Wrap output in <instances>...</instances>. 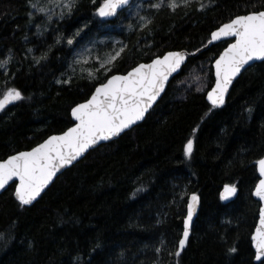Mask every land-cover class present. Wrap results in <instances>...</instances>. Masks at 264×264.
<instances>
[{"label":"trees","instance_id":"16d2710c","mask_svg":"<svg viewBox=\"0 0 264 264\" xmlns=\"http://www.w3.org/2000/svg\"><path fill=\"white\" fill-rule=\"evenodd\" d=\"M103 3L82 0L70 18L52 21L35 36L29 1L0 0V98L10 88L24 97L0 111V159L65 131L74 123L71 109L112 74L169 50L194 53L222 24L264 9V0L150 7L143 13L150 23L112 30L124 49L96 78L75 75L66 82L69 29L84 24L92 34L125 14L102 19ZM229 43L189 55L141 124L91 150L32 206L14 197L15 184L5 190L0 264H260L251 238L261 206L253 191L264 157V61L240 76L223 107H213L206 99L215 82L213 63ZM227 184L239 189L230 203L221 198ZM191 193L201 196V209L177 257Z\"/></svg>","mask_w":264,"mask_h":264},{"label":"snow or ice","instance_id":"6c2138e0","mask_svg":"<svg viewBox=\"0 0 264 264\" xmlns=\"http://www.w3.org/2000/svg\"><path fill=\"white\" fill-rule=\"evenodd\" d=\"M73 3L74 0H67L64 7L71 12ZM127 3L128 0H104L98 14L101 17L115 16L117 10ZM31 6L36 7L35 4ZM153 7L159 9L161 4L157 3ZM171 7H177L175 0ZM39 10L46 11L43 8ZM146 23H150V20H146ZM221 36L236 37V42L215 62V87L207 93V99L213 107L224 104L233 79L245 65L257 59L264 61V11L236 16L212 33L213 40L220 39ZM68 43L73 41L69 40ZM119 54L102 62L101 67L112 63ZM184 59L179 52H169L151 63L139 64L127 75H112L95 88L90 99L72 109L71 115L79 121L75 127H70L62 135L51 136L31 151L20 152L0 162V189H4L9 181L18 179L16 197L22 205L31 204L61 168L72 164L100 141L117 137L143 120L148 109L165 91L170 74L179 68ZM22 99L24 97L18 89H8L3 98H0V111L8 104ZM193 149L194 141L190 139L185 148V154L189 158ZM258 164L260 174L264 176V159L259 160ZM224 193V199H228L230 195H235L236 188L226 186ZM255 194L264 200V179L260 180ZM191 199L193 203L189 205L183 238L179 240L178 250L174 253L177 257L188 242L195 204L199 197L194 194ZM251 239L255 245V259L264 264V208L260 210L259 227ZM236 251L235 247L230 249L232 253Z\"/></svg>","mask_w":264,"mask_h":264},{"label":"rangeland","instance_id":"374dc122","mask_svg":"<svg viewBox=\"0 0 264 264\" xmlns=\"http://www.w3.org/2000/svg\"><path fill=\"white\" fill-rule=\"evenodd\" d=\"M28 1L30 6L32 4L36 5V7L31 6V13L33 18L36 19L32 24L33 34L38 36L49 28L52 21H62L64 19L70 18L73 15L76 6L82 0H74L71 12H69L68 9L64 7V3H67V0H64V3H61V0ZM212 1L213 0H175V4L177 7H179L187 6L192 2H198L200 7H204L211 4ZM157 3H160L161 6L171 7L173 0H134L132 4L125 9V14L118 18L117 24L110 25L106 22L101 24L100 30L107 31V33L103 35H100V30L96 28L92 30V34H85L84 24H82L84 27L81 29H78L77 26L69 29V33L66 37V43L69 44V40L73 41V43L69 44L70 46H73V52L68 64V68L61 75L62 79L67 82L75 75H85L90 78H96L100 72V69L110 64L107 63L104 67H101L102 62H106L109 57L115 56L116 53L121 54L124 49V43L116 34L112 32V30H130L137 24H144L146 22V18L144 17L143 13ZM40 8H43L46 11L41 12L39 10ZM106 71H108V68L104 70V72Z\"/></svg>","mask_w":264,"mask_h":264},{"label":"water","instance_id":"95a60500","mask_svg":"<svg viewBox=\"0 0 264 264\" xmlns=\"http://www.w3.org/2000/svg\"><path fill=\"white\" fill-rule=\"evenodd\" d=\"M134 0H128V3L126 4V5H124V6H122L120 9H118L117 10V14L115 15V16H108V17H101L102 19H104V20H114V19H116L126 8H128L131 4H132V2H133ZM102 6V5H101ZM259 11H264V9H262V10H259ZM254 12H258V11H254ZM250 13H253V12H249V13H246V14H250ZM246 14H240V15H246ZM237 16H239V15H237ZM236 17V16H235ZM234 17V18H235ZM233 18V19H234ZM228 22H230V21H228ZM228 22H226V23H228ZM225 24V23H224ZM223 26V24L220 26V27H222ZM220 27H218V28H216L213 32H216ZM212 32V33H213ZM226 40H230V43L222 50V52L220 53V55L217 57V59L216 60H218L219 59V57L223 54V52L232 44V43H235L236 42V37H231V36H221V38L220 39H217V40H213L212 39V34H211V39H210V41L206 44V45H204V46H202L200 49H198L196 52H194V53H187L185 50H169V51H167V52H165L164 54H162V55H159V56H156V57H154L153 59H151L150 61H142V62H140V63H138L137 65H135L134 67H136V66H138L139 64H148V63H151L152 62V60H154V59H156V58H159V57H163L164 55H167L169 52H179V53H181L184 57H185V59L183 60V62L180 64V66H179V68L175 71V72H173L172 74H170V76H169V79H168V82H167V84H166V86H165V91L161 94V96H160V98H158V100L156 101V103L155 104H153L152 105V107L151 108H149L148 109V111L145 113V117H144V119L143 120H141V121H138L136 124H134L130 129H126L124 132H122L119 136H117V137H113V138H111V139H109V140H104V141H100L98 144H96V145H94L92 148H90L86 153H84L81 157H79L77 160H75V161H73V163L72 164H70V165H67V166H65L64 168H61L60 169V171L59 172H57V174L53 177V179H52V181H51V183H49V185L41 192V194L31 203V204H29V205H25V206H32L33 204H35L38 200H40L41 198H42V196L47 192V190L52 186V184L57 180V178L63 173V172H65L67 169H69V168H71L73 165H75L76 163H78L79 161H81L83 158H85L86 156H87V154L91 151V150H93V149H95V148H97V147H99V146H101L102 144H105V143H108V142H111V141H113V140H116V139H118L122 134H124L126 131H129V130H131V129H133L135 126H137V125H139V124H141L146 118H147V115L150 113V111L156 106V104L161 100V98L164 96V94H165V92L167 91V88H168V86H169V84H170V82L182 71V69H183V67H184V65L187 63V61H188V57H189V55H191V54H196V53H198V52H200V51H202V50H205V49H207V48H209L212 44H215V43H218V42H220V41H226ZM216 60L214 61V63H213V66H214V76H215V72H216V69H215V62H216ZM260 61H262V60H259V59H257V60H254V61H250L249 62V64L248 65H245V67H244V69H242L241 70V72L233 79V82H232V84H231V86L229 87V90H228V93L226 94V96H225V101H224V104L222 105V106H218V108H221V107H223L224 105H225V103H226V101H227V99H228V96H229V94H230V92H231V90H232V87H233V85L235 84V82L240 78V76L249 68V67H251L252 65H254V64H256L257 62H260ZM134 67H132L130 70H128L127 72H125V73H114V74H112V75H127L130 71H132V69L134 68ZM111 75V76H112ZM111 76H109L107 79H110L111 78ZM215 80H216V76H215ZM107 81V80H106ZM106 81H104V82H106ZM104 82H102V83H104ZM101 84V83H100ZM100 84H98L96 87H98ZM95 87V88H96ZM215 87V82H214V84H213V86L211 87V89L210 90H208V92H210L211 90H212V88H214ZM94 91H95V89H94ZM94 91L92 92V94H94ZM207 92V93H208ZM207 93H206V99H207ZM91 94V95H92ZM91 95L89 96V98L88 99H90L91 98ZM3 98V97H2ZM88 99H86V100H88ZM86 100H84V101H82V102H80V103H78V104H81V103H84V102H86ZM207 101H208V99H207ZM210 104H211V102L210 101H208ZM77 104V105H78ZM77 105H75L74 107H76ZM73 107V108H74ZM72 108V109H73ZM72 109H71V111H72ZM72 116V115H71ZM72 119H73V121H74V123L70 126V127H75L78 123H79V121H76L75 120V117H73L72 116ZM70 127H68L65 131H63V132H60V133H53V134H51V135H49L47 138H45L43 141H41L40 143H38V144H36L34 147H32V148H30V149H23V150H20V151H17V152H15V153H12L11 155H9L7 158H5V159H0V162H3V161H5V160H7L9 157H11V156H13V155H17V154H19L20 152H27V151H31L33 148H35V147H37V146H39L40 144H43L47 139H49L51 136H59V135H62L64 132H66ZM261 159H264V157H262ZM261 159H259V160H261ZM257 166H258V172H259V176H260V179H259V181H258V183H257V185L259 184V182H260V180L261 179H264V176H261V174H260V171H259V164L257 163ZM13 184H15V188H16V186H18V184H19V181H18V179H14L13 181H9V183L5 186V188L4 189H0V195L5 191V190H7L11 185H13ZM257 185H256V187H257ZM226 186H234V185H231V184H227V185H225L224 187H223V189H222V191H221V198H222V200H223V202H225V203H230V202H232V201H234L236 198H237V196L239 195V189H238V187H236V186H234L235 188H236V193H235V195H230L229 196V198L228 199H224V195H225V193H224V189H225V187ZM256 187H255V189H254V191H253V196H254V198L257 200V201H259L260 202V204H261V206H260V210L262 209V208H264V200H262L260 197H258L255 193H256ZM196 195V196H198L199 197V201H198V203H196L195 204V210H194V214H193V217H192V223H191V229H190V233H189V239H188V242H187V244H186V246H185V248H184V250L187 248V246H188V244H189V241H190V237H191V235H192V232H193V227H194V224H195V222H196V219H197V217H198V215H199V213H200V209H201V196L200 195H198V194H196V193H191L189 196H188V203H187V212H186V216H185V219H184V226H185V222H186V219H187V214H188V210H189V205L190 204H192L193 203V201H192V199H191V197H192V195ZM14 197L19 201V199L16 197V195H15V190H14ZM20 202V201H19ZM260 214V213H259ZM257 227H259V217H258V221H257V224H256V227H255V229H254V232H253V234H252V236H254L255 235V231H256V228ZM182 238H183V235H182ZM181 238V239H182ZM252 243H253V248H254V251H255V245H254V242L252 241ZM183 250V251H184ZM182 251V252H183ZM181 252V253H182ZM255 261L257 262V263H260L259 261H257L256 259H255Z\"/></svg>","mask_w":264,"mask_h":264}]
</instances>
